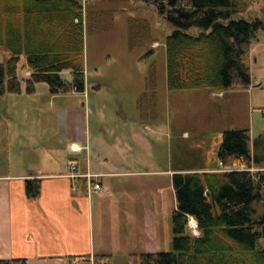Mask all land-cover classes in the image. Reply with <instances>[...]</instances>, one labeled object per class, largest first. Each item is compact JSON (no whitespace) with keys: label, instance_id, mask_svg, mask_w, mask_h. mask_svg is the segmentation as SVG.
Segmentation results:
<instances>
[{"label":"trees","instance_id":"1","mask_svg":"<svg viewBox=\"0 0 264 264\" xmlns=\"http://www.w3.org/2000/svg\"><path fill=\"white\" fill-rule=\"evenodd\" d=\"M141 1L174 28L165 46L169 91L226 93L250 87L251 46L264 32V22L244 18L249 0ZM83 22L79 0H0V48L10 54L0 63V97L19 96L22 86L33 96L38 85H46L51 95L85 93ZM128 23L139 41L142 23ZM191 29L198 33L189 34ZM21 58L28 78L18 77ZM65 71L70 83L61 78ZM157 93L152 66L137 107L154 112ZM250 142L249 130L225 131L216 154L220 167L243 171L174 175L172 251L129 255L128 263L264 264V138L254 141L253 148ZM252 168L259 171L250 172ZM25 193L36 200L40 182L26 181ZM189 218L197 223L198 237L187 231ZM0 264L27 262L0 259ZM93 264H113V258L95 255Z\"/></svg>","mask_w":264,"mask_h":264},{"label":"crops","instance_id":"2","mask_svg":"<svg viewBox=\"0 0 264 264\" xmlns=\"http://www.w3.org/2000/svg\"><path fill=\"white\" fill-rule=\"evenodd\" d=\"M29 75L25 71L23 78ZM39 89L40 85L33 96H27L22 86L21 95L0 97V259L93 264L95 255L160 252L157 208L169 200L171 211H176L172 177L213 173L215 166L220 167L217 158L211 167L151 170L147 161L126 156L129 146L123 135L121 151L115 152L114 142L101 138L93 156L87 110L81 113L76 107L62 110L69 114L67 133L56 143L54 135L46 132L52 128L46 117L53 112L54 101L60 96L78 99L82 94L51 95ZM229 93L239 91L214 94L225 99ZM141 116L134 123L146 128ZM69 161L76 164L79 176H95L98 193L88 194L83 177H69ZM164 176L169 177V185L153 192L150 183ZM32 180L40 182V195L30 201L25 182Z\"/></svg>","mask_w":264,"mask_h":264},{"label":"rangeland","instance_id":"3","mask_svg":"<svg viewBox=\"0 0 264 264\" xmlns=\"http://www.w3.org/2000/svg\"><path fill=\"white\" fill-rule=\"evenodd\" d=\"M79 1L84 9L86 96L78 95V99L60 96V99L54 101L53 112L46 117L52 125L50 131L46 128V132L54 135V142L60 143L67 133L69 114L62 110L73 107L81 113L87 110L93 156L99 150L97 140L101 138L109 143L113 141L115 152L121 151L124 148L120 141L123 135L129 146L125 149L126 156L147 161L151 170L184 171L211 167L216 161L225 131L249 130L251 148L254 141L264 138V89L261 86L264 83L263 31L258 32L251 46L249 88L237 90L238 94L229 93L225 99L215 98L218 95L207 90L175 92L169 91L167 87L165 52L167 37L174 28L158 15L153 6L141 0ZM87 12L92 14L90 21L87 20ZM243 16L247 20L258 18L264 22V0H249ZM130 19L142 23V35L137 41L139 43L130 32ZM144 22L147 24L145 27ZM188 33L197 34L198 30L191 29ZM9 58L10 54L0 48V63L5 64ZM24 61L21 58L18 65L19 79L24 77ZM152 66L157 71L158 96L156 109L151 113L147 109L146 114L143 108L137 107V102ZM61 78L68 83L72 81L69 71L62 72ZM44 89L48 92L46 85H40L38 92ZM84 103H87L85 108L82 107ZM141 115L146 121V128L134 123V119L142 118ZM244 169L215 166L212 170L215 171L213 173H225ZM257 171L250 169V172ZM169 183V177L164 176L150 184L154 192V188H166ZM171 216L170 201L165 200L157 208L160 253H169L173 249ZM187 231L194 237L199 236L198 230V235L192 234L189 228ZM137 253L140 252L132 255ZM128 256L123 253L115 255L113 264H129Z\"/></svg>","mask_w":264,"mask_h":264},{"label":"built area","instance_id":"4","mask_svg":"<svg viewBox=\"0 0 264 264\" xmlns=\"http://www.w3.org/2000/svg\"><path fill=\"white\" fill-rule=\"evenodd\" d=\"M261 86L264 89V83ZM263 114H264V111H263ZM67 166H68V168L70 170L69 177L71 179H77V178H80V177L84 178V180L86 182L87 191H88L89 195H91L93 193H98L100 191V185L96 182L95 176H91V175L79 176L77 174L76 164L73 161H69ZM187 228H189V231L192 234L198 235V233H197L198 226H197V223H196L195 220L189 218L188 219Z\"/></svg>","mask_w":264,"mask_h":264}]
</instances>
